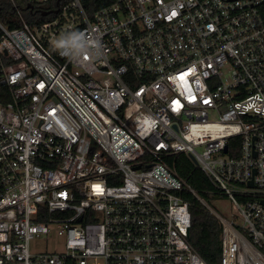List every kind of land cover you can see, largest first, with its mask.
<instances>
[{"label":"built area","instance_id":"2783aa9c","mask_svg":"<svg viewBox=\"0 0 264 264\" xmlns=\"http://www.w3.org/2000/svg\"><path fill=\"white\" fill-rule=\"evenodd\" d=\"M9 1L0 264H207L188 240L181 152L231 203L228 218L203 202L220 264H264V0H111L91 16L59 0L32 23L18 2L48 0ZM68 33L93 50L61 55ZM50 233L60 249H31Z\"/></svg>","mask_w":264,"mask_h":264},{"label":"trees","instance_id":"16d2710c","mask_svg":"<svg viewBox=\"0 0 264 264\" xmlns=\"http://www.w3.org/2000/svg\"><path fill=\"white\" fill-rule=\"evenodd\" d=\"M111 0H83L82 4L88 16L100 6L109 3ZM34 8L26 6V2H18L19 10L23 18L29 22H39L52 18L54 14L41 15L43 9L55 7V0H48L45 3H32ZM0 21L8 27H14L19 24L17 12L9 0H0ZM8 88L0 83V101L8 100ZM238 138H232L228 141L229 153L232 156L238 155V148L233 146ZM170 161L176 171L185 180L186 184L192 189L183 188L180 195L188 202L191 215V224L189 227L188 240L207 264H220V232L221 225L218 218L207 206H212L211 200L219 198V191L209 180L205 172L196 166L184 153H175ZM213 207V206H212ZM74 264V263H70Z\"/></svg>","mask_w":264,"mask_h":264},{"label":"rangeland","instance_id":"374dc122","mask_svg":"<svg viewBox=\"0 0 264 264\" xmlns=\"http://www.w3.org/2000/svg\"><path fill=\"white\" fill-rule=\"evenodd\" d=\"M211 204L215 207L220 213H222L226 217H230L232 209L230 201L223 198H214L211 200ZM63 238L57 236L54 233H50L48 235H42L40 237L35 238L31 241V249L33 251H53L55 249H60Z\"/></svg>","mask_w":264,"mask_h":264},{"label":"clouds","instance_id":"9594fccd","mask_svg":"<svg viewBox=\"0 0 264 264\" xmlns=\"http://www.w3.org/2000/svg\"><path fill=\"white\" fill-rule=\"evenodd\" d=\"M84 33L64 34L55 42V46L61 51V55H67L70 59L91 52L93 49L83 39Z\"/></svg>","mask_w":264,"mask_h":264},{"label":"water","instance_id":"95a60500","mask_svg":"<svg viewBox=\"0 0 264 264\" xmlns=\"http://www.w3.org/2000/svg\"><path fill=\"white\" fill-rule=\"evenodd\" d=\"M58 5H59V0H57L56 1V8L55 9H47V10H43L42 12H41V14L42 15H47V14H49V13H51V12H53V13H57L58 12ZM28 7H30V8H32L33 6L32 5H27ZM224 150H226V148L224 149ZM188 157H189V159L196 165V161L194 160V158L189 154L188 155ZM250 184H251V182H250ZM262 202H264V201H262ZM205 204V203H204Z\"/></svg>","mask_w":264,"mask_h":264}]
</instances>
